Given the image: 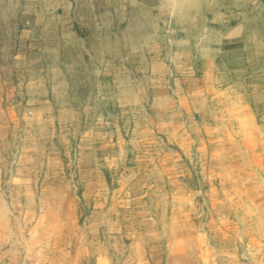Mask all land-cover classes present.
I'll return each mask as SVG.
<instances>
[{
	"label": "rangeland",
	"instance_id": "obj_1",
	"mask_svg": "<svg viewBox=\"0 0 264 264\" xmlns=\"http://www.w3.org/2000/svg\"><path fill=\"white\" fill-rule=\"evenodd\" d=\"M248 72L263 78L264 0H0V174L57 177L47 205L116 257L139 235L149 256L173 202L212 239L200 145Z\"/></svg>",
	"mask_w": 264,
	"mask_h": 264
},
{
	"label": "crops",
	"instance_id": "obj_2",
	"mask_svg": "<svg viewBox=\"0 0 264 264\" xmlns=\"http://www.w3.org/2000/svg\"><path fill=\"white\" fill-rule=\"evenodd\" d=\"M223 94L231 104L221 126L209 127L200 145L201 178L215 213L212 239L192 223L185 212L191 207L173 202L167 206L168 222L155 227L165 239L155 241L149 256L139 235L128 254L120 237L116 257L111 254L117 244L113 235L101 240L94 225H65L61 209L47 205L45 199L61 195L57 177L0 174V264H161L164 248L167 264H264V74L260 82L249 72L240 78L235 74V97ZM167 177L173 185L177 181L175 175ZM182 177L191 178L186 172ZM170 195L175 194L167 191ZM17 197L34 199L32 206L19 208L20 216L12 202ZM104 226L111 232L115 225ZM118 226L122 231L124 226ZM197 230L201 237L195 236Z\"/></svg>",
	"mask_w": 264,
	"mask_h": 264
},
{
	"label": "built area",
	"instance_id": "obj_3",
	"mask_svg": "<svg viewBox=\"0 0 264 264\" xmlns=\"http://www.w3.org/2000/svg\"><path fill=\"white\" fill-rule=\"evenodd\" d=\"M24 264H33V263L30 261H26Z\"/></svg>",
	"mask_w": 264,
	"mask_h": 264
}]
</instances>
